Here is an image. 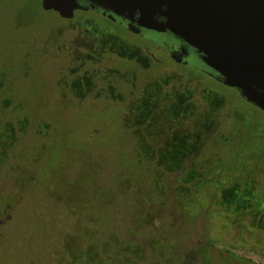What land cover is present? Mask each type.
<instances>
[{"label": "rangeland", "instance_id": "rangeland-1", "mask_svg": "<svg viewBox=\"0 0 264 264\" xmlns=\"http://www.w3.org/2000/svg\"><path fill=\"white\" fill-rule=\"evenodd\" d=\"M108 27L92 14L62 19L37 0H0L1 118L16 138L0 164V264H60L67 235L85 230L94 243L128 227L141 248L134 264H264L256 174L241 171L211 203L214 188L187 202V186L171 205L153 192H165L158 163L196 146L185 126L204 101L214 144L236 135L237 122L264 131V117L233 93L201 92L203 83L155 64L146 40ZM146 139L161 147L144 161L133 141Z\"/></svg>", "mask_w": 264, "mask_h": 264}, {"label": "water", "instance_id": "water-1", "mask_svg": "<svg viewBox=\"0 0 264 264\" xmlns=\"http://www.w3.org/2000/svg\"><path fill=\"white\" fill-rule=\"evenodd\" d=\"M71 20L78 0H37ZM144 29L169 32L264 113V0H84Z\"/></svg>", "mask_w": 264, "mask_h": 264}, {"label": "trees", "instance_id": "trees-1", "mask_svg": "<svg viewBox=\"0 0 264 264\" xmlns=\"http://www.w3.org/2000/svg\"><path fill=\"white\" fill-rule=\"evenodd\" d=\"M233 94L239 102L252 111L255 117L259 114L255 107L246 103L237 93ZM229 97L233 99V97ZM160 106L167 107V104L161 103ZM3 113V109H0V164L4 155L16 142V138L7 132L8 125L4 123L6 119L1 118ZM211 118L208 113H192L188 119L190 122L188 131L192 134L200 133L201 140L199 139L198 144L189 150L184 160L166 156V161H162V164L158 163L162 174L154 179L157 190L159 181L162 179L166 181L164 183L165 192L164 194L163 192L162 194L153 192L155 197H162L165 204L171 205L172 202L183 200L190 192L187 186L193 187H191L192 190L188 197L185 198L188 200L187 202L195 201V198L206 192L207 189L214 188L211 195L209 194V202L211 203L221 189L229 188L237 182L241 171H244V176L256 174L260 188L264 191V131L256 132L253 122L247 124L237 122L236 135H227L225 136L226 142L219 140L214 144L212 139L218 132L216 127L210 128L205 135L199 127L194 128L202 122L211 123ZM205 119L207 120L205 121ZM128 133L130 135V132ZM133 143L136 150L141 148L144 151V156H142L144 161H147L146 156L149 148L158 150L161 147L156 146L155 143L152 144L149 139H146V143L140 147L137 141L134 140ZM128 156L131 160H135L133 159L134 155ZM162 166H165L166 169ZM121 194L119 193V196ZM129 197L135 198L134 195H129ZM142 200L147 202L152 200V197L148 195ZM134 211H136V207L129 213L128 218L135 225L142 217L136 213L137 211ZM133 231V227H128L122 231L124 232L123 235L109 233L106 241H93L94 243L85 242L88 235L85 230L80 234H69L65 237V244L57 261L60 264H134V261L137 260L136 256L141 253V248L136 246L132 239L135 236ZM124 235L129 238H125Z\"/></svg>", "mask_w": 264, "mask_h": 264}, {"label": "flooded vegetation", "instance_id": "flooded-vegetation-1", "mask_svg": "<svg viewBox=\"0 0 264 264\" xmlns=\"http://www.w3.org/2000/svg\"><path fill=\"white\" fill-rule=\"evenodd\" d=\"M79 5L82 7V10H78L76 14H92L105 21L108 28L114 29L116 32L132 34L136 37L146 40L148 45H153L154 51L157 53L156 58L153 60L155 64L160 66L162 69L171 68L175 71L184 73V75L189 79V81H197L200 84L205 85L204 88H201V92H211L213 97L215 93L221 90L222 93H237L241 99H243L239 92L235 89H231L224 85V80L219 74L214 72L209 68L201 59V55L192 47L174 37L169 32L157 33L151 30L144 29L136 24L137 16L134 17V22L129 23L125 18L116 17L110 12L104 11L97 6L90 4L84 0H78ZM151 35V36H149ZM199 91V92H200ZM223 98V96H221ZM204 99V98H203ZM214 99V98H212ZM245 102L246 100L243 99ZM247 103V102H246ZM204 101V109L201 112L204 113H214L211 109V104ZM249 104V103H248ZM168 105V104H167ZM251 105V104H249ZM253 106V105H251ZM254 107V106H253ZM256 108V107H255ZM257 109V108H256ZM259 114L261 117H264V113L259 109ZM192 113V112H191ZM191 116V114L189 115ZM245 123V122H244ZM249 122H246V124ZM210 125L209 129L214 126V123L202 122L200 125H196L194 128L203 130L204 135L208 131L205 127ZM189 122H187L185 128L188 130ZM182 128V127H181ZM183 133V128H182ZM202 133V134H203ZM200 133H198L197 141L192 140L194 145L198 144L200 139ZM194 137V138H196ZM201 140V139H200ZM192 141H189L190 143ZM189 143V145H191ZM196 143V144H195Z\"/></svg>", "mask_w": 264, "mask_h": 264}]
</instances>
